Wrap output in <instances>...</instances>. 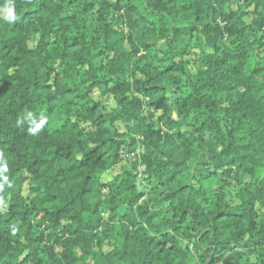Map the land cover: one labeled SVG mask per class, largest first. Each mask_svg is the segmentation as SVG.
Returning <instances> with one entry per match:
<instances>
[{
	"label": "trees",
	"instance_id": "trees-1",
	"mask_svg": "<svg viewBox=\"0 0 264 264\" xmlns=\"http://www.w3.org/2000/svg\"><path fill=\"white\" fill-rule=\"evenodd\" d=\"M0 264H264V0H0Z\"/></svg>",
	"mask_w": 264,
	"mask_h": 264
},
{
	"label": "clouds",
	"instance_id": "clouds-1",
	"mask_svg": "<svg viewBox=\"0 0 264 264\" xmlns=\"http://www.w3.org/2000/svg\"><path fill=\"white\" fill-rule=\"evenodd\" d=\"M4 18L9 22H14L18 19L15 13V9L10 3L5 6ZM26 119L29 123L28 132L31 135H36L37 133H39L47 123L46 117L41 116L39 120H37L31 112L27 113ZM6 170L7 169L5 168L4 171ZM4 180L6 181L7 177H4Z\"/></svg>",
	"mask_w": 264,
	"mask_h": 264
},
{
	"label": "rangeland",
	"instance_id": "rangeland-1",
	"mask_svg": "<svg viewBox=\"0 0 264 264\" xmlns=\"http://www.w3.org/2000/svg\"><path fill=\"white\" fill-rule=\"evenodd\" d=\"M141 152V149H138L136 153ZM191 247L193 248V245L191 244Z\"/></svg>",
	"mask_w": 264,
	"mask_h": 264
}]
</instances>
